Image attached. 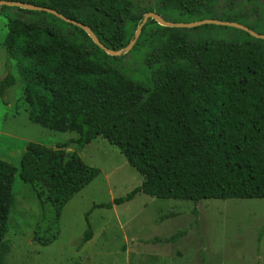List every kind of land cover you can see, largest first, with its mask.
Wrapping results in <instances>:
<instances>
[{
    "label": "trees",
    "instance_id": "16d2710c",
    "mask_svg": "<svg viewBox=\"0 0 264 264\" xmlns=\"http://www.w3.org/2000/svg\"><path fill=\"white\" fill-rule=\"evenodd\" d=\"M13 1L53 8L82 22L114 50L129 44L142 19L132 0ZM217 1L157 0V13L211 12ZM2 14L8 33L0 99L8 105L17 61L30 121L78 136L54 148L28 143L21 170L0 158V256L8 244L19 170L42 206L33 240L48 246L61 234L67 203L100 174L68 148L82 149L100 136L118 147L144 180L125 196L86 212L81 246L94 236L89 219L94 209L124 204L139 193L194 203L264 198V40L235 28L243 34L238 39L193 42L186 32L195 28L163 27L150 19L139 39L154 22L167 40L147 57L152 82L145 85L126 77L121 56L108 55L76 25L45 11L0 6ZM54 21L69 26L73 38Z\"/></svg>",
    "mask_w": 264,
    "mask_h": 264
},
{
    "label": "rangeland",
    "instance_id": "374dc122",
    "mask_svg": "<svg viewBox=\"0 0 264 264\" xmlns=\"http://www.w3.org/2000/svg\"><path fill=\"white\" fill-rule=\"evenodd\" d=\"M132 1L140 9L141 22L150 10L158 11L157 0ZM161 16L175 23L231 18L264 35V0H219L211 12L182 14L172 10ZM156 23H149L142 38L118 61L133 82H152L147 57L167 40V33ZM54 24L73 38L69 26L58 21ZM7 25L6 15H0V79L7 73L3 46ZM210 28L199 26L186 33L193 42L211 37L233 40L243 35L229 26ZM11 73L16 84L7 92L10 106L0 99V158L21 170L28 143L54 148L78 134L30 121L20 63L12 62ZM68 149L76 151L87 165L98 168L100 174L67 203L59 238L43 246L33 240L42 206L19 170L13 185L16 202L8 221V244L0 264H264V198L203 199L194 203L139 193L124 204L94 209L89 217L94 236L81 246L87 229L86 212L94 204L125 196L140 186L144 177L129 165L118 147L101 136L82 149L75 144Z\"/></svg>",
    "mask_w": 264,
    "mask_h": 264
},
{
    "label": "water",
    "instance_id": "95a60500",
    "mask_svg": "<svg viewBox=\"0 0 264 264\" xmlns=\"http://www.w3.org/2000/svg\"><path fill=\"white\" fill-rule=\"evenodd\" d=\"M0 6H11V7H18V8L26 9V10H32V11L48 12V13L66 21L70 24H73V25H76V26L82 28L90 36V38L92 39V41L95 44H97L100 48H102L108 55H111L114 57H119L125 53H128L134 47V45L136 44V42L138 41V39L142 33L143 26L146 24V22L149 19L156 21L159 25H161L163 27L179 28V29H191V28H196L199 26L211 25V24L220 25V26H229V27H233V28L245 31L257 39L264 40V35L255 32L254 30H252L248 26L239 24V23L234 22V21L207 19V20H202V21H198V22H194V23H175V22L167 21V20H165V18H163L161 16V14H159L155 11H151V12H147L144 15L142 22L138 25L137 30L135 31L134 37L129 42V44L123 49L114 50V49L108 48L104 43H102L100 41V39L98 38V36L96 35V33L93 31V29L90 26H88L82 22H79L77 20L67 18L65 15H63L62 13L58 12L57 10H55L53 8L40 6V5L28 3V2L13 1V0H0Z\"/></svg>",
    "mask_w": 264,
    "mask_h": 264
},
{
    "label": "crops",
    "instance_id": "0c3cea01",
    "mask_svg": "<svg viewBox=\"0 0 264 264\" xmlns=\"http://www.w3.org/2000/svg\"><path fill=\"white\" fill-rule=\"evenodd\" d=\"M2 64H3V59H1V62H0V65H1V66H2ZM7 106H10V103H8Z\"/></svg>",
    "mask_w": 264,
    "mask_h": 264
}]
</instances>
